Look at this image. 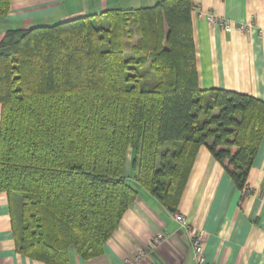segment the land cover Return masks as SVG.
<instances>
[{"label": "trees", "instance_id": "trees-1", "mask_svg": "<svg viewBox=\"0 0 264 264\" xmlns=\"http://www.w3.org/2000/svg\"><path fill=\"white\" fill-rule=\"evenodd\" d=\"M263 134L264 101L199 86L190 0L0 38V192L16 251L46 264L100 255L139 188L176 212L201 145L244 189Z\"/></svg>", "mask_w": 264, "mask_h": 264}, {"label": "crops", "instance_id": "crops-1", "mask_svg": "<svg viewBox=\"0 0 264 264\" xmlns=\"http://www.w3.org/2000/svg\"><path fill=\"white\" fill-rule=\"evenodd\" d=\"M159 0H10L0 15V38L6 30L49 25L108 8L132 9ZM199 86L252 95L264 101V0H190ZM222 17L229 30L206 20ZM243 26V28H240ZM126 175L129 164L126 165ZM174 220L143 188L123 213L103 252L82 259L74 250L69 264H196L192 237L203 236L206 264H264V134L239 189L231 176L201 145L192 164ZM157 234L164 239L153 244ZM0 264H46L16 251L5 192H0Z\"/></svg>", "mask_w": 264, "mask_h": 264}, {"label": "built area", "instance_id": "built-area-1", "mask_svg": "<svg viewBox=\"0 0 264 264\" xmlns=\"http://www.w3.org/2000/svg\"><path fill=\"white\" fill-rule=\"evenodd\" d=\"M206 20L211 24H217L220 25L224 31L229 30V23L225 21L222 17L214 15V14H207ZM240 28H243V26H240ZM173 218L175 221L180 223L182 226L188 227V222L186 218L180 214V213H173ZM164 239V236L162 234H157L153 239V244H158ZM192 258L196 262V264H206L205 256H204V248H203V236L201 232H195L192 237Z\"/></svg>", "mask_w": 264, "mask_h": 264}, {"label": "rangeland", "instance_id": "rangeland-1", "mask_svg": "<svg viewBox=\"0 0 264 264\" xmlns=\"http://www.w3.org/2000/svg\"><path fill=\"white\" fill-rule=\"evenodd\" d=\"M132 43V42H131ZM129 51V50H128ZM128 161H129V158H128ZM127 171V170H126ZM131 184H135V182L133 180H129Z\"/></svg>", "mask_w": 264, "mask_h": 264}, {"label": "bare ground", "instance_id": "bare-ground-1", "mask_svg": "<svg viewBox=\"0 0 264 264\" xmlns=\"http://www.w3.org/2000/svg\"><path fill=\"white\" fill-rule=\"evenodd\" d=\"M246 188V187H245ZM175 213V212H174Z\"/></svg>", "mask_w": 264, "mask_h": 264}]
</instances>
